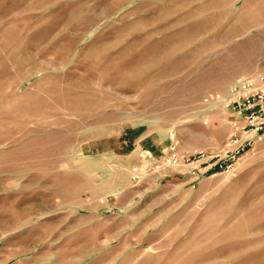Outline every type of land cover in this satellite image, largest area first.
Masks as SVG:
<instances>
[{
    "label": "rangeland",
    "instance_id": "374dc122",
    "mask_svg": "<svg viewBox=\"0 0 264 264\" xmlns=\"http://www.w3.org/2000/svg\"><path fill=\"white\" fill-rule=\"evenodd\" d=\"M263 4L0 0V264H264V141L164 164L224 149L202 101L264 76Z\"/></svg>",
    "mask_w": 264,
    "mask_h": 264
},
{
    "label": "built area",
    "instance_id": "2783aa9c",
    "mask_svg": "<svg viewBox=\"0 0 264 264\" xmlns=\"http://www.w3.org/2000/svg\"><path fill=\"white\" fill-rule=\"evenodd\" d=\"M204 107L215 106L220 109L228 125V135L220 154H191L180 152L176 145L169 147L164 164L167 168L180 165H193L199 171L205 164V173L227 171L246 151L252 150L256 143L264 141V76L256 74L233 81L225 92L207 94L202 101ZM159 168V167H158Z\"/></svg>",
    "mask_w": 264,
    "mask_h": 264
},
{
    "label": "bare ground",
    "instance_id": "6f19581e",
    "mask_svg": "<svg viewBox=\"0 0 264 264\" xmlns=\"http://www.w3.org/2000/svg\"><path fill=\"white\" fill-rule=\"evenodd\" d=\"M253 7V9H252V11H251V15H250V17L248 18V20H249V22L250 23H253V24H255V25H259V24H261L260 23V18L262 17V16H264V13H262L261 15L262 16H260V14H257V9H264V4L263 5H254V6H252ZM246 12V11H245ZM244 12V13H245ZM263 22V21H262ZM233 34H235V33H233ZM238 34V33H237ZM232 36V35H231ZM239 36V35H238ZM246 155V154H245ZM244 154H243V156H241L238 160H237V162L236 163H238V161H240L244 156H245ZM235 163V164H236ZM235 164H233L232 165V167L231 168H233L234 167V165ZM231 168H229L228 170H230ZM227 170V171H228ZM228 173V172H227Z\"/></svg>",
    "mask_w": 264,
    "mask_h": 264
},
{
    "label": "crops",
    "instance_id": "0c3cea01",
    "mask_svg": "<svg viewBox=\"0 0 264 264\" xmlns=\"http://www.w3.org/2000/svg\"><path fill=\"white\" fill-rule=\"evenodd\" d=\"M30 202H32V203L33 202L34 203L37 202V204H38L39 201H38V199H36L35 201H30ZM28 204H29V202L27 201V203L25 205L27 206ZM42 206L44 207V203H42ZM43 213H45V211ZM41 217H44V214H42ZM10 263L11 264H43V260L42 261H39V259H35V258H31V259L17 258L14 263H12V262H10ZM10 263H4V264H10ZM44 264H46V263H44ZM94 264H97V263H94Z\"/></svg>",
    "mask_w": 264,
    "mask_h": 264
}]
</instances>
